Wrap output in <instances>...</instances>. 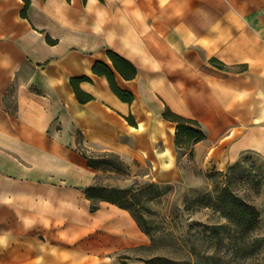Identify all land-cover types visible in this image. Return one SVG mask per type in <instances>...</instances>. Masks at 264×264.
<instances>
[{"label":"crops","instance_id":"obj_1","mask_svg":"<svg viewBox=\"0 0 264 264\" xmlns=\"http://www.w3.org/2000/svg\"><path fill=\"white\" fill-rule=\"evenodd\" d=\"M23 7L0 0V264H145L111 255L149 239L125 209L100 201L91 211L85 189L100 170L80 145L168 166L167 107L206 127L195 154L209 149L217 165L244 151L264 157V0H29L22 16ZM108 51L134 67L132 79ZM96 62L130 104L92 73ZM81 78L84 103L70 82Z\"/></svg>","mask_w":264,"mask_h":264},{"label":"rangeland","instance_id":"obj_2","mask_svg":"<svg viewBox=\"0 0 264 264\" xmlns=\"http://www.w3.org/2000/svg\"><path fill=\"white\" fill-rule=\"evenodd\" d=\"M208 137L207 129L201 125ZM161 148V144L158 145ZM176 148L164 155L169 165L157 162L150 154L145 160L136 158L120 159L126 165L122 171L99 172L98 183L109 188L137 187L145 182H154L161 186H170L160 199L146 204L154 214L150 219L157 222L165 213H172L171 235L164 237L162 245L156 251L146 250L149 242L141 246L129 247L112 256L124 259H140L160 264L156 257L178 259L183 254L165 252L170 250V241L176 248L196 247L197 255L192 257L205 264H264V157L252 151H244L234 160H224L217 165L212 162L214 152L205 149L201 156ZM86 155H100L101 151L87 145H80ZM224 154V153H223ZM225 156V155H224ZM234 195L244 200L251 208L252 216L248 221L237 224L227 218L216 202L222 194ZM201 200V202H200ZM170 219V218H169ZM213 225H222L218 229V239L213 237ZM243 229H246L245 231ZM162 234L155 233V237ZM97 239L98 233L90 235ZM164 247V248H163Z\"/></svg>","mask_w":264,"mask_h":264},{"label":"trees","instance_id":"obj_3","mask_svg":"<svg viewBox=\"0 0 264 264\" xmlns=\"http://www.w3.org/2000/svg\"><path fill=\"white\" fill-rule=\"evenodd\" d=\"M23 2L24 7L21 11V15L25 16V10L28 7L29 0H23ZM107 56L110 59L113 68L122 78L132 79L135 76L136 71L128 61L111 51L107 52ZM92 73L105 76L110 90L121 101L128 104L131 103L133 96L117 87L114 75L106 65L96 62L92 67ZM81 80H86V78L72 79L70 82L76 98L80 103H84L91 100L92 96L80 90L78 83L81 82ZM162 117L175 124L174 144L178 149H183L185 151L189 150L191 152L192 147L206 137L201 124L196 120L175 114L167 107L165 108ZM125 119L128 124L136 126L131 114L126 116ZM82 155L87 160L88 167L95 170L118 172L126 169V165L120 159V156L112 151H103L100 155H86L82 152ZM98 178L99 174H96L93 183L85 189V196L90 201L91 211L98 208L100 201H106L125 209L135 220L138 227L146 235L150 236V244L145 247L146 250L156 251L159 247L163 246L161 241H163L164 237H169L172 234L170 230L173 228L171 221L172 213L171 211L167 214L164 213L157 222H154L153 219H150L154 213L146 207V204L151 200L160 199L164 193L170 189V186H161L154 182H145L139 185L136 191H133L130 188L116 189L109 188L106 185H100L98 183ZM216 202L219 204V207L222 208L225 216L231 219L234 223L236 222L239 224L241 222L248 221L250 216H252V212L250 210L251 207L244 200L237 198L234 195H225L223 193L222 197H219ZM222 227V225L212 226L211 229L214 231L213 237L215 239L219 238L216 231ZM243 230L245 231L246 229ZM155 233H160L162 235L160 237H155ZM169 247H171L169 251L166 249H164V251L171 253L177 252L180 254L183 252V254L179 256L177 260L162 256L156 257L157 260L162 261L160 264H205L199 259L192 257L193 254L197 255L196 253H198L196 251V247L194 246L185 251V248L174 247L170 241ZM211 260L213 261L212 264H216L215 256H212ZM143 262L145 264L152 263V261L148 260H144Z\"/></svg>","mask_w":264,"mask_h":264}]
</instances>
